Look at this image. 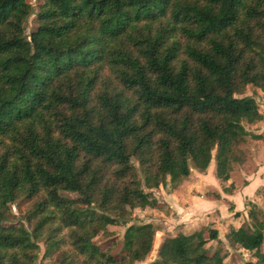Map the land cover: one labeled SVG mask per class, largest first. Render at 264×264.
Masks as SVG:
<instances>
[{
  "label": "trees",
  "instance_id": "obj_1",
  "mask_svg": "<svg viewBox=\"0 0 264 264\" xmlns=\"http://www.w3.org/2000/svg\"><path fill=\"white\" fill-rule=\"evenodd\" d=\"M0 0V264H135L151 223L127 225L116 260L94 239L212 160L226 181L245 124L262 118L264 0ZM261 138L262 135H253ZM73 193L76 197H65ZM212 196L218 197L217 194ZM31 200L12 222L9 206ZM224 235L264 264V210ZM31 227L28 228L27 225ZM218 231L166 236L149 264H226Z\"/></svg>",
  "mask_w": 264,
  "mask_h": 264
},
{
  "label": "crops",
  "instance_id": "obj_2",
  "mask_svg": "<svg viewBox=\"0 0 264 264\" xmlns=\"http://www.w3.org/2000/svg\"><path fill=\"white\" fill-rule=\"evenodd\" d=\"M214 172L211 160L205 172L192 171L179 185L159 188L157 193L169 208L163 235L189 234L209 226L224 238L229 228L237 229L248 220V202L264 210L260 201V195L264 196V151L254 149L251 158L232 170L226 181H219Z\"/></svg>",
  "mask_w": 264,
  "mask_h": 264
},
{
  "label": "rangeland",
  "instance_id": "obj_3",
  "mask_svg": "<svg viewBox=\"0 0 264 264\" xmlns=\"http://www.w3.org/2000/svg\"><path fill=\"white\" fill-rule=\"evenodd\" d=\"M34 9L35 13L38 9L39 3L41 0H29ZM35 13L29 17L26 23V33L29 32L35 27L36 17ZM242 96H251L256 101L259 112L262 115L260 121H257L253 124H245V129L248 131L249 136L245 138V141L240 144L238 148L239 153H241L242 157H245V161L243 164L251 158V154L254 149H259V151H264V94L257 88L252 85H248ZM261 133V134H260ZM253 135H262L261 138H254ZM259 143V144H258ZM214 151L212 152V160L214 156ZM241 164H235L233 170L237 169V166ZM167 187L166 190H169V186L172 187L168 182L165 185ZM160 186V187H165ZM159 187V188H160ZM159 190V189H158ZM154 197L159 203L156 208L146 207L144 209H133L131 211V220L128 224H118V225H109L107 234L100 235L94 242L97 243L102 249L108 250L109 254L112 255L116 260H120L127 256V253L123 249L122 246V236L127 227L132 223L135 224H145L151 223L155 228V234L153 237L152 250L145 259L141 262H136L135 264H149L157 259L156 252L157 247L161 240L166 237L164 234L165 229H167L168 224L165 223L167 221L166 216L169 215V208L166 204H164L161 199V195L157 193V191H152ZM63 196L71 198L76 197L73 193H65ZM261 204L264 209V196L260 195ZM31 208V200L19 198L14 203L9 206V210L11 212L12 222H16L23 218ZM28 228L31 227L30 224L27 225ZM175 234V233H174ZM219 242L211 241L206 245V248L210 251L214 249H220L221 254L223 255L224 262L226 264H244L245 261H254L252 257V253L246 250H243L237 246L232 247L229 243L223 238V236H219ZM221 238L224 239L221 240ZM40 251L38 253V264H58V259L60 258V252L63 248H67L63 246L59 250L55 251L51 256L44 257V244L42 242L39 243ZM72 264H75V260H73Z\"/></svg>",
  "mask_w": 264,
  "mask_h": 264
}]
</instances>
